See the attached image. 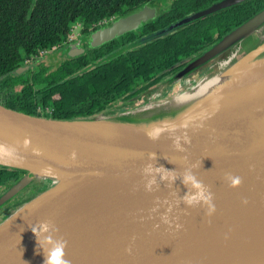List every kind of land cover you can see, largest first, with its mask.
Listing matches in <instances>:
<instances>
[{"label":"water","instance_id":"1","mask_svg":"<svg viewBox=\"0 0 264 264\" xmlns=\"http://www.w3.org/2000/svg\"><path fill=\"white\" fill-rule=\"evenodd\" d=\"M248 1L220 0L132 47ZM157 15L146 5L93 32L91 41L110 42ZM249 38L256 39L252 48ZM66 50L71 58L82 54ZM221 56L229 63L215 75L264 63V9L166 84L204 72ZM173 99L72 119L0 103V144L15 150L0 167L26 172L0 196V210L35 181L49 184L0 223V264H44L31 232L41 224L48 232L40 239L66 243L70 264H264V71L191 110ZM157 127L163 131L150 139ZM234 177L241 179L236 187Z\"/></svg>","mask_w":264,"mask_h":264},{"label":"trees","instance_id":"2","mask_svg":"<svg viewBox=\"0 0 264 264\" xmlns=\"http://www.w3.org/2000/svg\"><path fill=\"white\" fill-rule=\"evenodd\" d=\"M218 1L0 0V103L27 114L54 119L95 116L135 85L143 84L144 91L166 76L178 73L263 10L264 0L245 2L167 35L152 38L128 52L126 58L121 56L124 52L119 53L89 74L61 83L56 89H47L46 106L52 102V95L58 96L56 112L52 116L38 113L39 105L34 103L35 87L42 88L40 92L47 88L43 75L33 70L26 75L14 72L42 51L67 42L77 25L83 28L84 35H89L99 23L126 17L146 5L156 7L158 16L139 29V37L132 32L131 39L130 36L127 38L129 43L144 36L149 38ZM82 60L79 68L89 64L86 57ZM25 174L24 171L0 167V187L10 189Z\"/></svg>","mask_w":264,"mask_h":264},{"label":"flooded vegetation","instance_id":"3","mask_svg":"<svg viewBox=\"0 0 264 264\" xmlns=\"http://www.w3.org/2000/svg\"><path fill=\"white\" fill-rule=\"evenodd\" d=\"M151 7V6H150ZM156 8V7H155ZM158 10V9H157ZM158 16V15H157ZM120 19V18H119ZM118 19H112L109 21H105L102 23H99L94 26V28L90 31L89 35H84L83 33V28L80 26L79 31L77 35H75L72 40H69L63 44L57 45L53 47L52 49L49 50H44L40 53L35 58L30 59L29 61H26V64L23 65L22 67L26 66L28 67V70H26L23 74H29V71L33 70V72H38L41 73L44 79H46V85L47 88L40 92L42 88H39V86L35 87V94H34V103L38 104V113L40 114H49L52 116L56 111V105L55 102L58 101V96L52 95V102H48V105H45V100H46V90L47 89H56V86L65 83V82H72V80L83 77L92 70H94L98 65L103 64L106 60L110 59V57L115 56L118 52L117 49H119L120 46H125V49L127 46L130 45H135L139 43L140 41H144L147 39L146 36L142 38H137L134 41H130L127 43V38L128 36L131 35L132 32H134L138 37L140 36V31L139 29L146 23H144L139 29L135 31L128 32L124 34L121 37L115 38L114 40L104 43L102 45H96L93 41H91V34L99 29L108 27L112 25L113 22H115ZM148 23V22H147ZM78 26L76 27V29ZM131 39V36H130ZM80 42V44H78ZM148 42V41H145ZM143 42V44L145 43ZM117 43H118V48H117ZM142 45V44H141ZM69 47L71 50V53L77 54V53H82L81 55L77 57H68V51L66 48ZM77 47V48H76ZM132 47V46H131ZM130 47V48H131ZM84 50H80V49ZM113 48V50H111ZM136 47H132L131 50L129 51H124L121 56L123 58H126L125 55L128 52H131L135 49ZM66 51V55H64V52ZM116 52V53H115ZM61 55L62 58V64L61 67H52L51 63L46 61L47 56L49 55ZM83 57H86L89 61V64L83 68H79L82 65V60ZM174 74L173 76H175ZM171 77V76H170ZM168 76H166L161 82L158 84H155L148 88L147 90L142 91L143 84L141 85H135L130 92L125 94V96L120 97L116 100H113L112 102L109 103L108 107L102 111H99L95 113L94 115H114L118 114L120 112L126 111L128 109H132L135 107V103L138 102L140 103L144 99H146L149 96V92L151 90H154L156 87H158L161 83H166L168 81ZM188 81V80H187ZM186 81L184 82V79L181 81V87L184 86ZM137 104V103H136ZM146 104V103H145ZM42 105H45L42 106ZM43 107V108H42Z\"/></svg>","mask_w":264,"mask_h":264},{"label":"rangeland","instance_id":"4","mask_svg":"<svg viewBox=\"0 0 264 264\" xmlns=\"http://www.w3.org/2000/svg\"><path fill=\"white\" fill-rule=\"evenodd\" d=\"M161 6V5H160ZM78 28L74 29V34L77 35L80 25H77ZM141 42V41H140ZM256 43V39L255 38H249L246 42L245 45L247 46V48H252ZM117 48H118V43H117ZM132 45L127 46L125 49V46H120L119 49H117L116 52L119 53H123L125 50H127V48H130ZM246 48V47H245ZM115 52V53H116ZM66 51L64 52V55ZM116 54V55H117ZM223 56V55H222ZM218 58L217 61L211 63L209 66H205L204 72H201V70H199L198 72H195L193 74H191L190 76L186 77L184 79V82L186 81L185 84H183L184 86H182L183 88L180 87L181 82L179 83H174L173 85L171 84V86L167 85L166 83H161L158 87H156L154 90H152L151 92H149V96L144 99L143 101H141L140 103L136 102L135 103V108L136 107H140L141 105H144L145 103L147 104H158V103H163L166 102L167 100L173 99L178 92H189L192 91L193 88L197 85V83H199V81H201L203 78L207 77V76H213L218 72V67L221 66L222 62L227 61L228 58H224L222 57ZM62 56L61 55H49L46 58V61L51 63L52 67H61L62 64ZM174 74L169 75L168 78L170 77L169 80H171L174 76ZM190 80V84L187 83ZM42 181H35L33 185H31L28 189H26L22 195H20L19 197H17L15 200H13L11 203L8 204V206L6 208H4L3 210H0V223L5 220L8 216L12 215L20 206V204H24L28 201H30L31 199L37 197L38 195H40L41 193H43L44 191L47 190L46 186L42 185ZM8 187H0V196H2L4 193H6ZM34 189V190H33ZM20 202V203H19ZM18 203V204H17ZM22 206V205H21Z\"/></svg>","mask_w":264,"mask_h":264},{"label":"bare ground","instance_id":"5","mask_svg":"<svg viewBox=\"0 0 264 264\" xmlns=\"http://www.w3.org/2000/svg\"><path fill=\"white\" fill-rule=\"evenodd\" d=\"M243 62L244 60L239 62L237 65L241 66ZM228 63V61H224L222 64L227 65ZM225 71L215 76L206 78L204 82L195 87L192 92L179 93L171 103L175 105H188V110H191L195 108L199 102L206 101L218 93L238 84L239 82L264 71V63L256 68L246 67L242 71L230 76H226ZM149 107H151V104H145L141 107V109ZM42 182L43 186H46V188L49 187L48 182L45 180H42Z\"/></svg>","mask_w":264,"mask_h":264},{"label":"clouds","instance_id":"6","mask_svg":"<svg viewBox=\"0 0 264 264\" xmlns=\"http://www.w3.org/2000/svg\"><path fill=\"white\" fill-rule=\"evenodd\" d=\"M77 26L74 27L76 29ZM74 29H73V34H74ZM72 34V35H73ZM76 35V34H74ZM187 123L181 124V127H187ZM163 131L162 128H154L151 131L147 133L150 139H156L159 137L160 133ZM29 141H25V146ZM75 154H73L74 157ZM15 156V150L12 148H9L3 144H0V160H3L6 157H14ZM44 171L50 172L49 169H45ZM186 181H192L194 187L200 188V185L198 183H195L194 179L189 176L186 178ZM241 183V179L239 177H234L231 180V184L233 187L238 186ZM200 198L203 197V193L201 192ZM31 232L36 238L37 241V253L39 254L40 252L43 253L44 256V264H70V261L65 259V247L66 243H54L52 238L50 236L46 237L44 240L40 239L41 233H46L48 232V225L47 224H41L39 226V229L36 227H31Z\"/></svg>","mask_w":264,"mask_h":264},{"label":"built area","instance_id":"7","mask_svg":"<svg viewBox=\"0 0 264 264\" xmlns=\"http://www.w3.org/2000/svg\"><path fill=\"white\" fill-rule=\"evenodd\" d=\"M75 35L73 34V35H71V37H70V39L69 40H72V38L74 37ZM27 61H29V60H27Z\"/></svg>","mask_w":264,"mask_h":264},{"label":"crops","instance_id":"8","mask_svg":"<svg viewBox=\"0 0 264 264\" xmlns=\"http://www.w3.org/2000/svg\"><path fill=\"white\" fill-rule=\"evenodd\" d=\"M169 85V84H168ZM169 86H171V85H169Z\"/></svg>","mask_w":264,"mask_h":264}]
</instances>
